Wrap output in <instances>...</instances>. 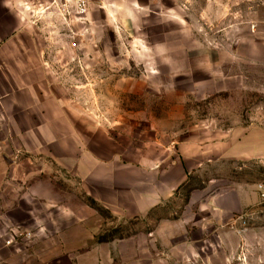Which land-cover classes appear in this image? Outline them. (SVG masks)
<instances>
[{
  "label": "rangeland",
  "instance_id": "374dc122",
  "mask_svg": "<svg viewBox=\"0 0 264 264\" xmlns=\"http://www.w3.org/2000/svg\"><path fill=\"white\" fill-rule=\"evenodd\" d=\"M88 3L83 19L66 21L38 0L29 22L64 103L63 140L48 160L58 199L86 218L85 248L98 250L86 264H200L185 251L163 254L160 222L162 235L174 233L164 222L190 217L205 187L264 182V163L210 164L145 218L128 198L142 190L144 167L180 146L264 130V0ZM256 215L243 227H264V210Z\"/></svg>",
  "mask_w": 264,
  "mask_h": 264
},
{
  "label": "crops",
  "instance_id": "0c3cea01",
  "mask_svg": "<svg viewBox=\"0 0 264 264\" xmlns=\"http://www.w3.org/2000/svg\"><path fill=\"white\" fill-rule=\"evenodd\" d=\"M38 6V0H0V264H86L88 256L98 255L85 248L86 218L71 211L66 197L58 199L60 188L48 163L55 161V145L62 139H56V129L65 122L64 103L29 25ZM44 157L46 164L40 163ZM254 161L264 163L262 129L238 128L218 141L182 145L167 161L144 167L142 190L132 187L128 198L136 203L133 213L148 217L210 164ZM257 184L228 183L216 190L207 185L197 202L192 200L190 217L164 222L165 231L174 225V233L162 235L160 222L163 254L185 251L200 264H264V227L245 228L240 219L259 223L256 214L264 202ZM71 223L82 225V232L70 236ZM17 231L31 232L33 239L7 246Z\"/></svg>",
  "mask_w": 264,
  "mask_h": 264
},
{
  "label": "built area",
  "instance_id": "2783aa9c",
  "mask_svg": "<svg viewBox=\"0 0 264 264\" xmlns=\"http://www.w3.org/2000/svg\"><path fill=\"white\" fill-rule=\"evenodd\" d=\"M50 8L54 9L64 20L83 19L88 13L89 0H47ZM257 191L260 199L264 202V182L257 184ZM242 226H246L247 221L240 218ZM33 239L31 232L17 231L11 234L10 240L6 245L20 244Z\"/></svg>",
  "mask_w": 264,
  "mask_h": 264
}]
</instances>
